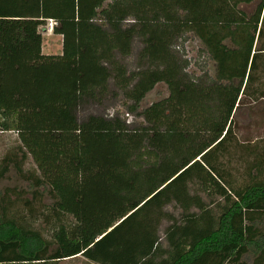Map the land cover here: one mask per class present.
Wrapping results in <instances>:
<instances>
[{
    "label": "trees",
    "instance_id": "16d2710c",
    "mask_svg": "<svg viewBox=\"0 0 264 264\" xmlns=\"http://www.w3.org/2000/svg\"><path fill=\"white\" fill-rule=\"evenodd\" d=\"M47 18L62 36L57 54L41 51ZM187 30L214 77L185 69L174 45ZM134 39L141 47L128 70ZM260 75L264 0H0V128L17 131L31 154L38 173L15 168L32 199L47 195L42 214L53 218L47 237L3 203L0 264L79 254L91 264H264V160L251 151L247 180L237 183L221 159L242 99L264 97L253 85ZM110 78L125 112L144 124L130 126L118 111L78 117ZM159 81L169 94L138 109ZM191 183L222 197L218 210ZM172 202L179 217L165 209Z\"/></svg>",
    "mask_w": 264,
    "mask_h": 264
},
{
    "label": "rangeland",
    "instance_id": "374dc122",
    "mask_svg": "<svg viewBox=\"0 0 264 264\" xmlns=\"http://www.w3.org/2000/svg\"><path fill=\"white\" fill-rule=\"evenodd\" d=\"M255 2L242 4L241 8L250 12ZM53 23L52 19L47 18L39 26V32L42 36L41 51L43 53L57 54L61 52L62 36L53 31ZM140 47L141 43L137 39H134L131 52L123 57L128 70L137 67V52ZM174 49L188 60L185 69L193 77L205 74L214 77L213 62L208 54L202 50L200 41L191 30L182 33L177 39ZM109 81L110 87L102 95V98L99 101H88L81 105L78 117L84 118L90 113L111 115L118 111L121 113V117H125L126 122L130 126L144 124L145 121L142 116L125 112L126 107L124 106V102L127 98L120 94V92L116 96L113 95V89H115L113 79L110 78ZM253 85L254 87H260V89L264 88V75H260ZM168 94L169 89L167 84L159 81L145 94L138 109L166 97ZM228 145L224 156L221 158L223 165L229 169L237 183H243L247 180L246 168L250 164V160L254 157V154L264 160V97L254 99L252 97L246 98L245 96L242 99L241 106L234 112L232 140ZM23 151L24 149L17 131L0 128V166L7 158L11 159L7 172L0 178V199H5L4 202L0 203V214L3 212L1 205L4 203L7 208V215H15V218L18 217L19 219L29 221L31 225L40 229L48 237V228L53 218H48L42 214L44 208L42 201L49 202V199L47 195H44L41 200L32 199L30 191H25L27 181L15 168V163H19L23 169V173L39 172L31 154L28 152L24 154ZM251 151L255 153L251 155ZM190 191L201 195L214 210H218L216 201H223L219 195L212 194L213 196H208L206 194L207 191L203 190L197 183L190 184ZM211 197L213 199L212 202ZM25 199H28L29 202H26ZM165 209L172 212L176 217H179L181 212V208L173 202L167 204ZM30 212H32V215H30ZM169 223L168 219H163L159 227L164 245L167 243L164 237V229ZM245 258L250 259L248 256ZM58 264H91V261L79 254L63 258L59 260Z\"/></svg>",
    "mask_w": 264,
    "mask_h": 264
},
{
    "label": "built area",
    "instance_id": "2783aa9c",
    "mask_svg": "<svg viewBox=\"0 0 264 264\" xmlns=\"http://www.w3.org/2000/svg\"><path fill=\"white\" fill-rule=\"evenodd\" d=\"M52 21L54 22L53 24L55 25L56 24V21L52 19Z\"/></svg>",
    "mask_w": 264,
    "mask_h": 264
}]
</instances>
